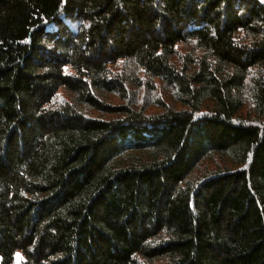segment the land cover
Instances as JSON below:
<instances>
[{
  "label": "trees",
  "instance_id": "trees-1",
  "mask_svg": "<svg viewBox=\"0 0 264 264\" xmlns=\"http://www.w3.org/2000/svg\"><path fill=\"white\" fill-rule=\"evenodd\" d=\"M16 253L264 264V0H0V264Z\"/></svg>",
  "mask_w": 264,
  "mask_h": 264
},
{
  "label": "rangeland",
  "instance_id": "rangeland-1",
  "mask_svg": "<svg viewBox=\"0 0 264 264\" xmlns=\"http://www.w3.org/2000/svg\"><path fill=\"white\" fill-rule=\"evenodd\" d=\"M180 53H182V55H184L185 53H187V50H183L181 48ZM64 71H69V68L64 67ZM137 89V90H136ZM133 89L132 91V95L131 97H134L135 100L139 103L140 108L143 109L146 112H150V111H157L159 110V108L157 107V99L159 100H164V102H166L165 98H164V91H161V89L158 88H147L146 85H140L138 88ZM63 93H60V97L63 96ZM114 102L120 103L121 101L118 99H115ZM167 104V103H166ZM177 107V106H176ZM246 110L245 109L243 111V114L246 115ZM200 167V166H199ZM198 167V168H199ZM198 168H196V171H198ZM191 178V176H190ZM21 256L19 253H16L14 255V262L13 264H20L21 262Z\"/></svg>",
  "mask_w": 264,
  "mask_h": 264
},
{
  "label": "clouds",
  "instance_id": "clouds-1",
  "mask_svg": "<svg viewBox=\"0 0 264 264\" xmlns=\"http://www.w3.org/2000/svg\"><path fill=\"white\" fill-rule=\"evenodd\" d=\"M52 46H53V45H52L51 43L47 44V47H48V48H52Z\"/></svg>",
  "mask_w": 264,
  "mask_h": 264
}]
</instances>
